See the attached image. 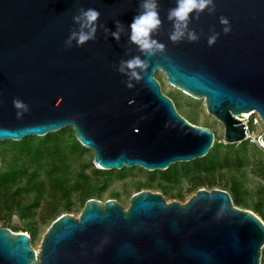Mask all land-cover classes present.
<instances>
[{"label": "water", "instance_id": "1", "mask_svg": "<svg viewBox=\"0 0 264 264\" xmlns=\"http://www.w3.org/2000/svg\"><path fill=\"white\" fill-rule=\"evenodd\" d=\"M139 3L0 0V142L72 129L108 171H165L203 158L214 133L180 115L157 72L172 88L204 100L207 114L223 126V143L245 141L235 117L242 113H257L264 127V0H215L212 15L205 11L191 22L200 39L180 43L169 39L175 0H159L155 38L167 58H150L142 79L128 88L116 68L140 53L128 43L127 27L119 42L103 28L82 47L64 42L77 9H97L99 23L115 30V20L131 23ZM221 16L231 24L227 35ZM213 30L220 35L209 46ZM15 99L28 105L21 118ZM260 142L264 148V132ZM263 248L264 222L216 188L199 189L185 203L151 191L133 194L127 208L89 199L78 217L62 214L52 222L38 254L28 234L0 225V264H261Z\"/></svg>", "mask_w": 264, "mask_h": 264}, {"label": "rangeland", "instance_id": "2", "mask_svg": "<svg viewBox=\"0 0 264 264\" xmlns=\"http://www.w3.org/2000/svg\"><path fill=\"white\" fill-rule=\"evenodd\" d=\"M154 76L160 83L163 94L173 101L181 116L194 125L209 128L218 139V143H223V126L215 118L207 114L203 99H193L181 91L172 88L161 72L155 73ZM252 131L256 137V142L249 144L247 150L241 153V155L247 158V162L245 161V163L239 165L238 159L235 160L231 158V164L221 168L216 166L211 170L191 171L186 174L182 173L173 184L163 182L159 175H156L152 182H150L147 173L135 169L139 167L127 168L122 176L111 173L106 176H95V178L91 175L89 169L85 171V175L92 177L93 184L101 185L106 182V189L99 197L94 199L105 202L106 200L114 198L113 200L117 201L124 208L128 207L130 197L140 191L161 193L168 203L172 201L185 203L195 194V191H190L194 184L201 181L203 184L199 189L210 191L216 188L226 191L230 195L234 206L254 213L264 222V176L260 173V169L264 168V148L260 142L264 127L262 124L253 126ZM17 142L19 141L0 142V157L3 155L5 163L11 162L13 159L17 158L11 151L18 145ZM89 152V154H84L80 163L92 161L94 168H97L98 165L95 164L94 155L91 151ZM225 152L223 148H219L218 153L220 157H222ZM262 165L263 167L260 168L259 166ZM81 166L82 164H78L72 170V172L74 171V175L77 174ZM234 187H236L238 191L240 204H235ZM15 189L16 187L14 186L11 192ZM80 195L81 192L79 191L70 194L69 199L72 203L70 210L64 209V204H60L57 201L58 197L50 196L48 193H44L41 197H37L33 194L19 195V207L23 208L30 206L31 210L26 211L25 216L19 218L16 212H9L5 205L2 204L0 206V225L4 228L16 226L19 227L20 230H28L27 234L31 238V245L38 254L42 237L54 219L62 214H70L74 217L79 216L83 209L78 200ZM34 203H37V207L32 208ZM14 220H16V222H14ZM261 264H264V258H261Z\"/></svg>", "mask_w": 264, "mask_h": 264}, {"label": "trees", "instance_id": "3", "mask_svg": "<svg viewBox=\"0 0 264 264\" xmlns=\"http://www.w3.org/2000/svg\"><path fill=\"white\" fill-rule=\"evenodd\" d=\"M17 143L18 145L11 150L17 157L16 159L5 163L3 155L0 157V206L5 205L9 212H16L19 218L24 217L25 212L31 210L30 206L19 207V195L33 194L41 197L44 193H48L50 196L58 197L57 201L64 204V209L70 210L72 204L69 199L70 194L79 191L81 195L78 200L84 207L89 199L99 197L107 187L106 182L101 185L93 184L92 177L85 175L87 169L94 177L106 176L111 173L122 176L127 170V168H123L122 170L106 171L94 168L92 161L80 163L84 154L90 152L76 140L72 129L61 130L43 137H28ZM249 144L251 143L246 140L237 145L218 143V139L215 137L211 151L203 158L172 165L165 171L148 172L141 168L135 169L147 173L150 182L156 175H159L163 182L173 184L182 173L211 170L216 166L221 168L231 164L232 159H238L239 165H242L245 161L247 162V158L241 153L247 150ZM219 148L226 151L222 157L218 153ZM78 164H82V166L74 175L72 170ZM259 167L261 168L263 165ZM260 173L264 176V168L260 169ZM202 184L201 181L197 182L190 191L196 192ZM14 186L16 189L11 192ZM233 191L235 204H240L236 187L233 188ZM34 207H37V203L32 205V208ZM8 228L13 232H28V230H20L16 226ZM262 258H264V248L262 249Z\"/></svg>", "mask_w": 264, "mask_h": 264}, {"label": "clouds", "instance_id": "4", "mask_svg": "<svg viewBox=\"0 0 264 264\" xmlns=\"http://www.w3.org/2000/svg\"><path fill=\"white\" fill-rule=\"evenodd\" d=\"M205 11L209 15L216 11L215 0H175V7L169 9L167 17L172 24L169 39L174 43L185 40L188 42L198 41L200 36L190 25L193 19H198ZM99 17L100 12L97 9H77L76 14L72 17L74 27L64 44L67 48H71L73 45L82 47L89 41H95L98 28H103L106 37L110 35L119 42L121 35L125 33V27H127L128 43L135 46L140 54L120 60L116 68L120 74L127 78L125 80L126 87L132 88L135 86L134 81L139 82L142 79V74L149 68L150 58L158 55L167 58L165 45L155 38L162 24L159 0H140L139 11L133 16L131 23L125 26L120 20H115V30L101 25ZM219 23L222 25V32L225 35L231 32V24L227 17L221 16ZM219 35L220 33L213 30L207 37L208 45H214ZM128 53H130V49ZM13 106L18 110V118L28 111V105L20 99L13 100Z\"/></svg>", "mask_w": 264, "mask_h": 264}, {"label": "built area", "instance_id": "5", "mask_svg": "<svg viewBox=\"0 0 264 264\" xmlns=\"http://www.w3.org/2000/svg\"><path fill=\"white\" fill-rule=\"evenodd\" d=\"M235 117L244 125L245 140L250 143L256 142L252 127L262 124L258 114L255 112L242 113Z\"/></svg>", "mask_w": 264, "mask_h": 264}]
</instances>
